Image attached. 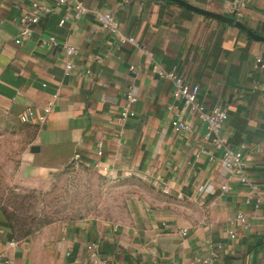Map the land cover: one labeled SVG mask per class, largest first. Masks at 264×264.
I'll return each mask as SVG.
<instances>
[{
    "label": "crops",
    "instance_id": "obj_1",
    "mask_svg": "<svg viewBox=\"0 0 264 264\" xmlns=\"http://www.w3.org/2000/svg\"><path fill=\"white\" fill-rule=\"evenodd\" d=\"M32 1L0 0V124L23 137L16 179L40 187L80 166L123 202L116 218L60 220L24 236L0 203V264H94L97 253L106 264H264V67L255 62L264 61V41L170 0H80L78 16L72 1L39 0L52 11L25 27L19 18ZM187 1L235 16L236 0ZM107 11L137 45L98 28L96 14ZM239 20L264 37V0L248 3ZM49 35L59 45H43ZM65 41L77 49L68 75ZM153 62L197 83L206 107L227 110L221 135L243 154L257 190L222 164L204 124L172 96L171 81L153 74ZM128 92L134 114L121 121ZM51 99L46 122L19 121L20 111L41 113ZM178 114L190 131L173 128Z\"/></svg>",
    "mask_w": 264,
    "mask_h": 264
},
{
    "label": "rangeland",
    "instance_id": "obj_2",
    "mask_svg": "<svg viewBox=\"0 0 264 264\" xmlns=\"http://www.w3.org/2000/svg\"><path fill=\"white\" fill-rule=\"evenodd\" d=\"M15 132L0 124V203L13 215L18 231L31 233L44 224L74 218L117 217L122 193L87 168L68 166L40 187L21 185L15 169L23 137Z\"/></svg>",
    "mask_w": 264,
    "mask_h": 264
},
{
    "label": "built area",
    "instance_id": "obj_3",
    "mask_svg": "<svg viewBox=\"0 0 264 264\" xmlns=\"http://www.w3.org/2000/svg\"><path fill=\"white\" fill-rule=\"evenodd\" d=\"M68 1L74 2V9L76 10V15L78 16L81 13L86 11L85 7L82 5L80 0H55L54 6H64ZM252 0H236L234 2V14L237 19H240L243 15L244 7L250 3ZM52 11V7L44 3L43 1L33 0L29 7L21 13L19 18V23L25 27H30L31 25L39 22L42 16L49 14ZM67 17L63 16L59 20V24L62 25L66 21ZM96 24L99 29L107 30L113 34H117L121 41H128L137 45V42L133 37H126L119 33L118 23L114 18L113 14L109 11L103 13H97L95 16ZM22 37V36H21ZM18 37L17 42H21L22 38ZM41 43L47 46H57L59 45L58 40L55 36L49 35L41 38ZM61 46L64 50V73L69 74L73 68L72 58L77 53V49L72 44L67 41L62 42ZM256 64L261 67H264V61L258 57L255 59ZM151 71L154 75L160 78L167 79L171 81L172 87V96L180 100L184 107L188 108L192 113H194L199 121L205 126L204 139L209 141L216 149L220 150V160L222 164L231 171V174L235 179L247 185L252 192L257 190V186L250 181L248 175L245 171V160L243 154L240 151H232L228 148L227 140L224 136L221 135V132L224 128V125L228 119L227 110L222 106H215L208 108L203 105L199 98V85L197 83H191L184 79L181 73L175 69H166L160 64L153 62L150 66ZM89 73V70L85 71ZM55 98V96L53 97ZM136 97L131 92L126 94L125 102L122 106L121 112L119 114V119L124 121L126 118L132 116L134 113L131 109V105L135 102ZM53 105V99L46 103L43 107L41 113H35L31 107H27L18 113V119L22 123L37 122L44 123L47 121V116L51 111ZM173 128L177 132H185L191 130L190 122L185 120L180 114H178L171 121ZM98 153H101L98 151ZM73 162H79V158L74 157ZM76 165V164H74ZM230 187L227 183L221 185L222 190H228ZM236 220L245 222L243 215H238ZM186 232L182 231L184 235ZM229 236L233 238L235 236L233 231H229ZM13 244V243H11ZM216 244L210 243L209 247H213ZM96 246L95 243L89 244L87 247L89 250L94 249ZM94 264H106V259L100 256L98 253L93 256Z\"/></svg>",
    "mask_w": 264,
    "mask_h": 264
},
{
    "label": "water",
    "instance_id": "obj_4",
    "mask_svg": "<svg viewBox=\"0 0 264 264\" xmlns=\"http://www.w3.org/2000/svg\"><path fill=\"white\" fill-rule=\"evenodd\" d=\"M170 1H173V2L180 4L181 6L185 7L186 9H188L190 11L197 12V13L209 16L211 18L222 20V21H225L227 23L233 24V25L240 27L243 30H245L253 38L264 41L263 36L254 34L248 27H246L239 19H237L233 15L229 16V15H223L220 13H216V12L210 11L208 9L201 8V7L195 5V4H193L187 0H170Z\"/></svg>",
    "mask_w": 264,
    "mask_h": 264
},
{
    "label": "trees",
    "instance_id": "obj_5",
    "mask_svg": "<svg viewBox=\"0 0 264 264\" xmlns=\"http://www.w3.org/2000/svg\"><path fill=\"white\" fill-rule=\"evenodd\" d=\"M4 211H5V207H4ZM10 219L14 222L15 221V219L13 218V215L12 214H10ZM17 230V229H16ZM18 231V230H17ZM30 233V231L28 230V231H24V230H20V231H18V234H19V236H24V235H27V234H29Z\"/></svg>",
    "mask_w": 264,
    "mask_h": 264
}]
</instances>
